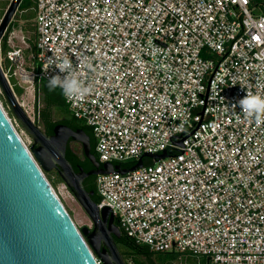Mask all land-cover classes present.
<instances>
[{
	"label": "built area",
	"instance_id": "built-area-1",
	"mask_svg": "<svg viewBox=\"0 0 264 264\" xmlns=\"http://www.w3.org/2000/svg\"><path fill=\"white\" fill-rule=\"evenodd\" d=\"M32 9L34 38L11 20L0 45L11 87L35 92L59 73L53 61L67 60L88 92L63 99L92 129L101 163L178 155L97 174V208L152 251L264 264V115L238 105L264 97V0H34ZM175 134L188 135L184 147Z\"/></svg>",
	"mask_w": 264,
	"mask_h": 264
},
{
	"label": "water",
	"instance_id": "water-1",
	"mask_svg": "<svg viewBox=\"0 0 264 264\" xmlns=\"http://www.w3.org/2000/svg\"><path fill=\"white\" fill-rule=\"evenodd\" d=\"M21 1L10 0L0 18V45ZM212 75L203 99V110L198 113L201 118ZM0 89L13 117L32 139L29 148L0 102V264H99L95 254L102 264H126L113 238L120 236V229L114 222L112 211L106 206L101 210L97 208L92 199L94 192L86 190L83 181L90 175L125 174L135 170L142 167L144 155L155 159L178 155H167L163 149L161 154L143 153L129 168L107 161L100 166L91 152L90 137L82 128L72 129L56 124L51 134H45L29 118L17 101L1 66ZM197 94L202 99L203 94ZM199 124L200 121L191 133ZM187 136L178 137L175 134L170 140L184 147L182 142ZM70 138L81 144L84 156L93 165L92 169L85 171L80 166L76 171L68 161L66 147ZM181 151L183 153L184 148ZM53 168L89 216L91 228L79 229L64 207L43 172Z\"/></svg>",
	"mask_w": 264,
	"mask_h": 264
},
{
	"label": "trees",
	"instance_id": "trees-1",
	"mask_svg": "<svg viewBox=\"0 0 264 264\" xmlns=\"http://www.w3.org/2000/svg\"><path fill=\"white\" fill-rule=\"evenodd\" d=\"M33 6H34V0H22L18 9L20 10L29 9L30 12L25 14V18L28 19L34 17V11L32 9ZM3 43H4V37L1 42L2 50H3ZM14 86H15L14 92L19 94L22 93L23 88H21L18 85H14ZM35 92L37 93L38 99H37V108L35 114L36 119L34 123L38 125L44 131L45 134H51L53 127L59 123L67 125L72 129L82 128L85 131V133L88 134L90 137L91 152L95 155L96 159L99 160L94 149L95 140L93 137L92 129L81 120H78L70 116L67 107L65 105L62 91L60 90V88L57 87L54 90H50L48 87V82L43 81L37 84ZM0 100H2L3 105H6V102L1 94H0ZM40 101L42 103V106L39 105ZM55 109H57L60 113H62L60 118L54 117ZM7 112L11 117L12 113L9 108L7 109ZM31 143L28 146L29 148ZM66 158L72 164L73 168L76 171L80 166L85 171H88L93 168L92 163L87 158L84 157L82 146L80 153H77L71 147L70 142H68L66 147ZM149 161L150 160L147 159L144 163H148ZM120 164L125 165L126 163H120ZM43 172L52 186H54L55 184L54 177L57 178L56 181L63 182L59 177L56 169H52L51 171H43ZM52 172H54V176L51 175ZM90 178L91 176L86 177L83 181V185L86 190L94 192L92 195V199L95 202H98L100 198L95 188L96 175H93L92 179ZM115 223L118 225L117 221H115ZM119 229H120V236L119 237L114 236L113 238L126 264H128L129 261H131L133 264H177L178 262L182 261V257L178 252L152 251L149 249V247L146 244H141L136 242L133 238L129 237L121 228ZM95 256L99 259L97 254H95ZM186 259L188 260L189 264H197V262L191 257H186Z\"/></svg>",
	"mask_w": 264,
	"mask_h": 264
},
{
	"label": "rangeland",
	"instance_id": "rangeland-1",
	"mask_svg": "<svg viewBox=\"0 0 264 264\" xmlns=\"http://www.w3.org/2000/svg\"><path fill=\"white\" fill-rule=\"evenodd\" d=\"M9 2H10V0H0V16L1 17L3 15L5 9L7 8ZM29 12H30L29 9L28 10L27 9H22V10L17 9V11L15 12V14L13 16L12 24L14 27L21 26L24 34L30 40H32L34 38L33 18H28V19L25 18V14H27ZM11 82H12V89L14 92V88H15V86L13 85L14 81L11 80ZM14 93H15L17 101L19 102V104L21 105V107L23 108L25 113L34 122L36 119L35 114H36L37 99H38L37 93L34 91L30 92V91L24 90V89H23L22 93H20V94L16 93V92H14ZM0 94L3 97L1 89H0ZM3 99H4V97H3ZM0 102L2 104V100H0ZM39 105L42 106L41 101L39 102ZM2 106L5 109V111L7 112V109H8L7 103H6V105L2 104ZM7 114H8V112H7ZM61 115H62V113H60L57 109L54 110V117L55 118H60ZM8 116H9V114H8ZM9 118L12 120L17 132L19 133V135L21 136L23 141L26 143L27 146H29V144L32 142L31 137L26 133V131L22 128V126L18 123V121L13 117V115L11 117L9 116ZM70 145L77 153H80V150H81L80 144H76V143L72 142ZM51 175L54 176V172H52ZM56 180H57V178L54 177L55 184L52 187L55 189V191L58 194V196H59L61 202L63 203L64 207L67 209L68 212H70L71 217H72L73 221L75 222V224L77 225V227L79 229L82 227L91 228L92 222H91L89 216L86 214V212L78 204V202L74 198L72 192L69 189H65L63 187L62 182H59ZM192 259H194L196 261L195 258H192ZM177 264H189V262L186 259V257H184V258H182V261L178 262Z\"/></svg>",
	"mask_w": 264,
	"mask_h": 264
},
{
	"label": "clouds",
	"instance_id": "clouds-1",
	"mask_svg": "<svg viewBox=\"0 0 264 264\" xmlns=\"http://www.w3.org/2000/svg\"><path fill=\"white\" fill-rule=\"evenodd\" d=\"M53 64L55 68L59 69V73L49 76L48 87L50 90L59 87L67 98L83 96L88 92V89L84 88L80 81L70 74V65L67 60L62 63L53 61ZM47 70L48 66H45L44 71ZM238 105L249 117L264 115V97L262 96L247 94L238 101Z\"/></svg>",
	"mask_w": 264,
	"mask_h": 264
},
{
	"label": "flooded vegetation",
	"instance_id": "flooded-vegetation-1",
	"mask_svg": "<svg viewBox=\"0 0 264 264\" xmlns=\"http://www.w3.org/2000/svg\"><path fill=\"white\" fill-rule=\"evenodd\" d=\"M59 124H62V123H59ZM69 127V126H68ZM68 142H70V144L72 143V142H74V143H76V144H80L79 142H77V141H74V140H72L71 138L68 140ZM80 146H81V144H80ZM85 157V156H84ZM86 158V157H85ZM88 159V158H87ZM89 160V159H88ZM97 160V159H96ZM147 159L145 158V159H143V163L146 161ZM90 161V160H89ZM98 162H99V165L101 166L102 165V163L99 161V160H97ZM91 162V161H90ZM91 176V178L90 179H92V177H93V175H90ZM89 177V176H88ZM116 220L114 219V222H115ZM92 227V226H91Z\"/></svg>",
	"mask_w": 264,
	"mask_h": 264
},
{
	"label": "bare ground",
	"instance_id": "bare-ground-1",
	"mask_svg": "<svg viewBox=\"0 0 264 264\" xmlns=\"http://www.w3.org/2000/svg\"><path fill=\"white\" fill-rule=\"evenodd\" d=\"M19 134V133H18ZM21 137V136H20ZM23 140V139H22ZM55 190V189H54ZM56 192V191H55ZM57 194V193H56ZM58 195V194H57ZM59 197V196H58Z\"/></svg>",
	"mask_w": 264,
	"mask_h": 264
}]
</instances>
